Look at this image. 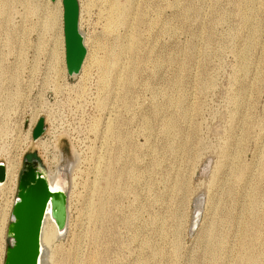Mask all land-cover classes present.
Returning a JSON list of instances; mask_svg holds the SVG:
<instances>
[{"label":"rangeland","instance_id":"obj_1","mask_svg":"<svg viewBox=\"0 0 264 264\" xmlns=\"http://www.w3.org/2000/svg\"><path fill=\"white\" fill-rule=\"evenodd\" d=\"M23 1L0 0V164L77 161L52 264H264V0H79L84 64L60 80Z\"/></svg>","mask_w":264,"mask_h":264},{"label":"water","instance_id":"obj_2","mask_svg":"<svg viewBox=\"0 0 264 264\" xmlns=\"http://www.w3.org/2000/svg\"><path fill=\"white\" fill-rule=\"evenodd\" d=\"M66 6V20L70 25L69 32L72 38V61L69 68L71 73L77 74L81 69L79 60L86 54L83 35L78 26L79 0H66ZM44 131L45 128L41 119L35 128L33 139L38 140ZM70 171L69 168L65 171L67 179H69ZM5 178V166L0 164V183L4 182ZM48 179L47 173H43L38 164L34 162L25 163L21 177V202L17 205L20 214L19 227L13 231L12 235L18 243H21V247L9 252L8 264H41L42 229L39 233L23 231V229L35 226L37 217L43 215L46 205H48L46 209L51 206V218L57 229L63 231L66 227L68 187L61 190L53 189L51 185L47 186ZM46 215L47 210L44 212L43 222ZM20 226L21 230H19Z\"/></svg>","mask_w":264,"mask_h":264},{"label":"bare ground","instance_id":"obj_3","mask_svg":"<svg viewBox=\"0 0 264 264\" xmlns=\"http://www.w3.org/2000/svg\"><path fill=\"white\" fill-rule=\"evenodd\" d=\"M23 2L25 4L22 3V5L26 7L27 12L31 16L38 17L39 21H40L39 26L37 28L40 32L39 33L40 39H39L38 45L36 47V49H37L36 53H38V55L42 54V52L44 50L45 35H50L52 38L51 40L53 41V48L50 52V58H51L50 59L51 60V62H50L51 67L50 68H51V70H53L52 72L55 74L56 79L60 80L61 78H63V76H65V66H64L65 58H64L63 36H62V31H61L62 30V22H61L62 16H59V13H61V12L58 11V9H60V0L57 1L56 8L53 10V12L48 11L47 9L45 10L44 7H42L43 3L41 2V0H27V1H23ZM6 7H7V2H4L0 8V15L2 14V12L6 11L5 10ZM40 17H42V18L40 19ZM124 21H125L124 13L120 10V8L118 7V5L116 3H113L112 6L110 7V11H109V25H114L116 27L118 24H123ZM97 44H99V43L97 42ZM98 47H100V46L98 45ZM99 49H100V50H98L99 52L103 51L101 48H99ZM98 51L95 50V52H98ZM94 53H93V51L92 52L89 51V54L87 56V61L89 64L90 63L97 64L98 69L101 72L100 79L102 81V86H105L106 76H108V74L111 72V69H112V67L110 66V60L108 58H106V56H105V58H100ZM87 67L89 69V66L83 65V67H82V72H84V74H86V72L88 70ZM89 72H91V71H89ZM56 82H58V81H56ZM37 118L38 117L33 119L32 125H34V123L37 121ZM108 126H111V125H108ZM107 128H109V127H107ZM108 131H109V129L107 130V133H108ZM56 137H54V138H56ZM33 141L35 143L40 142L42 144L41 138L38 140H34L31 137H29V143L28 144L30 145L31 142H33ZM78 161H79V159H78ZM47 163H49V171H48L47 175L49 177L48 180H49L51 187L53 189L61 190L62 188L57 183L60 180V175L63 176L64 172L62 171V167L57 165L58 164V158L56 156H54L53 161L50 163L47 160ZM77 166L78 165H77V161H76V162H71L67 168L71 169V171H72ZM17 171H18V163H16L15 160L11 161L7 164L6 172H5L6 178H5L3 183H0V190L6 191L8 193V195L11 194L12 187L13 186L15 187L17 185V178H18ZM72 172H74V171H72ZM7 200H8L7 204H6L7 207L4 211V213L0 216V248L2 249V255L4 253L5 228H6V222L8 220L7 216L9 214L10 207H11V201H9V199H7ZM49 214L51 216V210L49 211ZM65 228L63 231H59L57 229L55 223L53 222L52 218H50L49 216L46 217L43 228H42V237H41V247H42L41 264H52V261H54V257H56V254H59V252L58 253L55 252L54 249H56V247H57L56 244L58 242H60L63 239V237L65 236V233H64L66 231ZM99 253H96L95 255H97ZM248 258L249 257H247V261L249 263L250 259L248 260ZM94 262L95 261H93L92 263H94ZM250 263H252V261Z\"/></svg>","mask_w":264,"mask_h":264},{"label":"flooded vegetation","instance_id":"obj_4","mask_svg":"<svg viewBox=\"0 0 264 264\" xmlns=\"http://www.w3.org/2000/svg\"><path fill=\"white\" fill-rule=\"evenodd\" d=\"M50 1H51V3H54V2L57 3L58 0H50ZM60 3H61V8H62V36H63V47H64V54H65V68H66L67 75L69 77H71L73 75V73H71V69L69 68V64H71V61H72V38H71V34L69 32L70 25L67 23V20H66V14H67L66 0H60ZM84 58H85V55H83V57L79 60L81 66L83 64ZM54 146H53V148L56 150L57 147H56V145H54ZM59 147H60V145H59ZM61 154L63 156V160L60 159V157L58 155H56V157L58 158V164L57 165L62 167V171L64 173H63V176L60 175V180L58 181L57 184L62 189H64V188L68 187V179H67V176L65 174V171H66L67 167L69 166V164L71 163L70 162L71 160H68L71 157L65 156V154L62 153V150H61ZM26 162H34V163L38 164V166L41 168V171L45 174L46 173L48 174V171H49V163H47L46 161H44L40 157H36L34 155H28L24 159V162L22 163L23 167L18 174L17 185L15 188L14 196L12 197L13 200L11 202L13 204V206L11 205L12 209H11V213L9 216V224L7 226V247H6V251H5L4 264H8L9 252L14 250L17 247H21V243H18L12 235H13V231L19 227L18 222H19L20 214H19V211L17 210V205L21 202V177H22L24 165ZM47 186H50L49 181H48ZM47 206L48 205L45 206L44 212L47 210L46 217L49 216L51 218V216L49 214V211L51 210V206H49V208L46 209ZM44 212H43L42 216L37 217L34 227H31V228L26 227L25 229H23V231H34L35 233H39L41 231V229L43 228L42 224L44 225V222H45V220L43 222ZM46 217H45V219H46ZM19 230H21V226H20Z\"/></svg>","mask_w":264,"mask_h":264},{"label":"built area","instance_id":"obj_5","mask_svg":"<svg viewBox=\"0 0 264 264\" xmlns=\"http://www.w3.org/2000/svg\"><path fill=\"white\" fill-rule=\"evenodd\" d=\"M31 136H32V134H31ZM33 139V138H32Z\"/></svg>","mask_w":264,"mask_h":264}]
</instances>
